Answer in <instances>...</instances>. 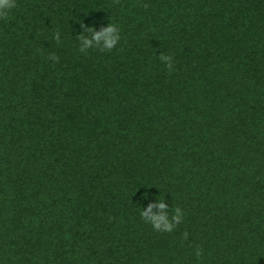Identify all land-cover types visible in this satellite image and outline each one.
Listing matches in <instances>:
<instances>
[{"label":"trees","instance_id":"1","mask_svg":"<svg viewBox=\"0 0 264 264\" xmlns=\"http://www.w3.org/2000/svg\"><path fill=\"white\" fill-rule=\"evenodd\" d=\"M109 19L118 45L81 54L80 25ZM163 196L184 211L171 233L139 215ZM0 264H264V0H18Z\"/></svg>","mask_w":264,"mask_h":264},{"label":"clouds","instance_id":"2","mask_svg":"<svg viewBox=\"0 0 264 264\" xmlns=\"http://www.w3.org/2000/svg\"><path fill=\"white\" fill-rule=\"evenodd\" d=\"M18 0H0V19H8L12 10L17 8ZM82 31L76 35L78 40V50L81 54L87 53L90 49H98L99 51L110 52L114 49L121 40V28L118 23L108 20L107 24L102 26L100 30H96L94 26L80 25ZM53 39L59 44L62 40L60 31L54 33ZM160 63L169 71H174V58L170 54L160 52L157 55ZM47 59L57 62L59 57L55 54H49ZM143 199H148V193ZM154 209L156 211H154ZM139 215L141 219L149 224L153 230L157 232L171 233L177 225L184 221V211L179 208H171L166 202L165 196L148 203L146 207H140ZM188 233H184V239L187 240ZM194 254L199 258L202 254V249L199 246H194Z\"/></svg>","mask_w":264,"mask_h":264}]
</instances>
